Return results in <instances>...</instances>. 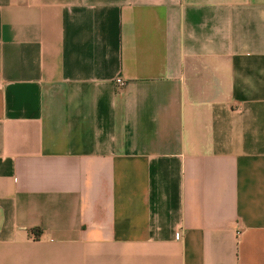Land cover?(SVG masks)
Listing matches in <instances>:
<instances>
[{
    "label": "crops",
    "instance_id": "crops-1",
    "mask_svg": "<svg viewBox=\"0 0 264 264\" xmlns=\"http://www.w3.org/2000/svg\"><path fill=\"white\" fill-rule=\"evenodd\" d=\"M0 264H264V0H0Z\"/></svg>",
    "mask_w": 264,
    "mask_h": 264
},
{
    "label": "built area",
    "instance_id": "built-area-1",
    "mask_svg": "<svg viewBox=\"0 0 264 264\" xmlns=\"http://www.w3.org/2000/svg\"><path fill=\"white\" fill-rule=\"evenodd\" d=\"M117 84L120 85V86H122V85H124V82L121 79H118L117 80Z\"/></svg>",
    "mask_w": 264,
    "mask_h": 264
}]
</instances>
